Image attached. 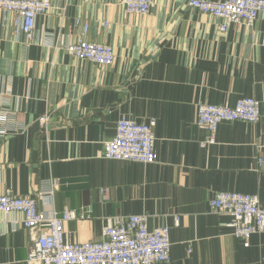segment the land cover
<instances>
[{"label": "crops", "instance_id": "crops-1", "mask_svg": "<svg viewBox=\"0 0 264 264\" xmlns=\"http://www.w3.org/2000/svg\"><path fill=\"white\" fill-rule=\"evenodd\" d=\"M49 1L55 9L37 17L31 42L0 12V194H46L37 196L46 218L84 213L65 223L66 242L100 241L113 217L147 215L150 229L170 228L162 264H264V232L244 247L225 226L231 217L210 207L221 192L264 206V14L222 33L188 0H153L146 15L120 0ZM85 25L87 41L113 49L111 66L66 53ZM244 98L260 103L258 121L222 123L201 147L198 106ZM123 117L153 121L155 163L103 157ZM22 220L0 213V264H26L36 231Z\"/></svg>", "mask_w": 264, "mask_h": 264}, {"label": "built area", "instance_id": "built-area-1", "mask_svg": "<svg viewBox=\"0 0 264 264\" xmlns=\"http://www.w3.org/2000/svg\"><path fill=\"white\" fill-rule=\"evenodd\" d=\"M120 3L128 14L146 15L150 12L153 0H120ZM187 5L219 21L222 33L227 31L229 25L250 27L264 14V0H188ZM54 9L49 0H0V12L15 16L20 32L28 42L33 39L37 17ZM87 30L85 25L82 37L68 44L65 47L66 53L101 68L111 66L115 60L113 49L87 41ZM259 117L260 103L252 98L240 99L232 108L199 105L197 125L206 133L200 146L207 147L216 143V134L222 123H256ZM38 122L47 128L50 115L45 113ZM150 122L137 124L125 117L121 118L116 124L115 136L104 143L103 157L114 161L155 163L156 138L153 121ZM48 194H52V191ZM37 196L47 195L39 192ZM37 196H16L9 191L0 194V213H19L23 217V227L28 231H36L26 264H162L170 261V228L164 225L150 229L147 215L115 216L112 224L103 230L102 240L70 243L65 240V223L83 221L87 216L65 210L46 218L38 210ZM210 207L231 217L225 226L232 230L235 238L244 243V247L249 246L252 235L264 232V206L256 196L221 192L210 200ZM175 224H178L177 219Z\"/></svg>", "mask_w": 264, "mask_h": 264}]
</instances>
